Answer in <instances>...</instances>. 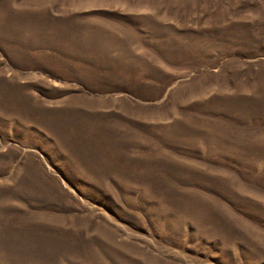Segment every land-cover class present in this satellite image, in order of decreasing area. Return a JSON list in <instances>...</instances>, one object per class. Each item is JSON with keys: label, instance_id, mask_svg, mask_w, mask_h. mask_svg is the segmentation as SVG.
I'll use <instances>...</instances> for the list:
<instances>
[{"label": "rangeland", "instance_id": "rangeland-1", "mask_svg": "<svg viewBox=\"0 0 264 264\" xmlns=\"http://www.w3.org/2000/svg\"><path fill=\"white\" fill-rule=\"evenodd\" d=\"M0 264H264V0H0Z\"/></svg>", "mask_w": 264, "mask_h": 264}]
</instances>
